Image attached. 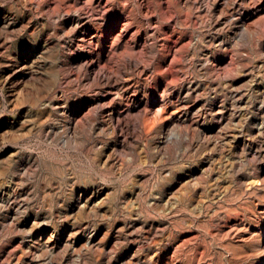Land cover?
<instances>
[{
    "label": "bare ground",
    "instance_id": "6f19581e",
    "mask_svg": "<svg viewBox=\"0 0 264 264\" xmlns=\"http://www.w3.org/2000/svg\"><path fill=\"white\" fill-rule=\"evenodd\" d=\"M86 5L0 0V90L14 95L20 109L0 116V145L36 135L86 165L78 172L69 159L55 162L10 147L0 152V264H169L182 252L180 235L160 216L200 215L206 202L179 191L181 181L192 186V173L161 169L162 179L173 180L149 185L145 166L159 164L173 153L174 140L188 142L191 135L217 146L216 128L219 135L235 121L236 132L230 128L225 138L238 151L264 157V102L258 104L264 90L246 89L250 78L243 75L229 76L245 66L235 45L257 39L264 55V0L180 2L177 13L187 11L181 25L189 28L195 17L222 36H181L169 49L160 34L134 24L124 3L112 38L103 34L104 14L95 17ZM167 22L160 19V32ZM207 44L221 55L204 49ZM228 172L245 179L235 161ZM257 176L264 182V166ZM59 177L69 184L65 193L54 192ZM61 216L72 224L56 220Z\"/></svg>",
    "mask_w": 264,
    "mask_h": 264
},
{
    "label": "rangeland",
    "instance_id": "374dc122",
    "mask_svg": "<svg viewBox=\"0 0 264 264\" xmlns=\"http://www.w3.org/2000/svg\"><path fill=\"white\" fill-rule=\"evenodd\" d=\"M70 1L86 3L85 11L93 13L95 17L104 14L107 22L105 29H103V34L109 38L116 36L120 32V28L115 26L114 22L118 18L121 21L124 20L120 10L123 3L125 7L134 10H132L134 24L138 25L142 23L143 27L148 28L150 32L160 34V43L167 44L166 49L174 48L176 41L181 36L187 38L196 37L198 34L222 36L221 31H217L208 26V24H201L195 17L189 24V28L181 25V21L185 19L187 11L182 14L177 13L176 5L184 2V0H146L145 4H142L143 0ZM7 8L10 9V7ZM162 17H165L168 22L164 24V31L160 32L159 25ZM259 27L261 32L264 33V24H261ZM260 45L261 42L257 39L255 41L246 39L241 47L235 45L233 47L235 52L237 48H241L242 57L245 59V66H241L240 72L229 74L230 78H238L240 75H243L246 80L250 78L246 81L249 86L245 87L246 89H250V84H252L255 92L256 90H264L262 88L264 86V55L260 51ZM205 47L204 49L206 50H214L217 56L221 55L216 46H209L207 44ZM202 55V52L200 55L197 53L193 59L197 60ZM245 72L247 73L245 74ZM192 74L196 76L195 73ZM252 74L253 77L251 76ZM243 83L245 84V80ZM263 95L264 92L262 95H259L258 104L264 102ZM15 106L14 95L0 90V116L10 111L14 115L20 110L15 108ZM154 107V105L151 106V109ZM245 122L250 123L246 119ZM208 124L204 127H208ZM236 124L237 122L235 121L230 125V128L233 129V134L238 127ZM230 128H223L220 130L219 135L216 132L218 128H216L215 139L216 141L220 140L217 141V146H214V144L209 145L210 147L212 146L211 148L202 145L203 143L197 134H190L191 138L188 142L185 139L174 140L171 143L174 150L172 154L163 158L157 165L156 163L149 162L145 166L149 174V185L157 181L160 184L167 185L173 180L171 176L167 179H162L160 177L161 169L177 173H192V186L184 187V181H181L178 183L179 191L187 197H191L195 203L206 202L205 210L200 215L199 213L182 211L169 214L165 217L160 216L161 219L169 223L170 229L175 227L180 235L177 238L176 244L182 246V252L176 259L169 260V264H264V182L257 176L258 167L264 166V157L255 155L253 157L252 151L248 149L238 151L233 147V141H229L223 135L229 133ZM35 136H31L19 143L0 145V152L10 147L30 151L41 158L55 162L69 159L70 161L72 160L70 166L74 170L78 172L84 171L86 165L83 158L77 154L69 155L62 148L61 150L58 149V151H52L54 149L48 147L44 142L40 143L39 138L37 136L35 138ZM231 161L236 162L238 175H244L245 179L243 181L236 180L232 173L228 172ZM39 169L44 174L48 172L44 167H40ZM131 170L130 173L134 175L139 171V168L135 167ZM124 178L128 180L127 176ZM122 179H118V182L123 181ZM34 183L38 187L40 180H36ZM68 185L65 180L59 177L55 187L60 189H55L54 192L62 190L65 193ZM208 205L216 208V210H213V212L207 211ZM61 217L59 219L56 218V220L72 224V219L67 220L64 216ZM89 220L90 218L87 219V221ZM169 234L170 231L165 233L164 236H168ZM158 238L161 239L163 237ZM143 245L146 246V243H143ZM123 246V244L120 245L117 250L122 252ZM173 250L172 248L169 255ZM158 261L159 258L156 259V262ZM92 264H98L97 260H94Z\"/></svg>",
    "mask_w": 264,
    "mask_h": 264
}]
</instances>
